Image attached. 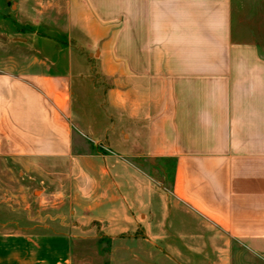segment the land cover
Returning a JSON list of instances; mask_svg holds the SVG:
<instances>
[{"label":"crops","instance_id":"obj_1","mask_svg":"<svg viewBox=\"0 0 264 264\" xmlns=\"http://www.w3.org/2000/svg\"><path fill=\"white\" fill-rule=\"evenodd\" d=\"M15 3L34 5L55 55L0 60V162L43 175L39 199L68 209L73 230L5 234L0 264H72L94 223L144 258L264 264V12L247 26L240 9L264 0ZM87 66L97 126L84 105L74 119Z\"/></svg>","mask_w":264,"mask_h":264},{"label":"rangeland","instance_id":"obj_2","mask_svg":"<svg viewBox=\"0 0 264 264\" xmlns=\"http://www.w3.org/2000/svg\"><path fill=\"white\" fill-rule=\"evenodd\" d=\"M33 6L20 5L15 3V0L8 2L0 0V60H21L22 56L32 57L37 54L46 58L54 57V37L47 31L45 24L35 21ZM240 9L245 14L243 22H249L247 26H253L252 24H257V20L253 23L251 19L247 21L246 18L251 13L257 15L264 12V4L244 3L240 5ZM27 19H30V22ZM256 40L261 43L264 36H259ZM64 56L70 58L69 53ZM88 66L82 69L86 77L81 87L84 93L82 94L83 100L78 91V81L74 80L73 87L76 92L73 107L74 119L79 116V112L81 113L83 109L82 105H84L85 112L91 114L90 122L97 126L96 122H102V115L98 111L102 100L95 91L98 85V81L95 80L98 78L97 71ZM85 119V114L80 116L82 123L86 122ZM29 166L34 167V165ZM156 180L160 190H166L168 184L160 176ZM42 182H44V176L38 172L25 170L18 163L0 162V237L5 234L31 232L35 234L72 232L69 210L60 211L58 200H54L55 198L49 201L39 199L40 192L43 188H47ZM51 185L50 191L54 190L53 184ZM184 218L189 221L193 219L186 214ZM76 235L77 237L71 244L72 264H173L167 254L163 253L166 252L165 250L155 251L153 259L144 258L141 253L144 244L137 243L130 238L127 241L124 240L125 238H120L123 236L110 238L106 236L99 223H94L88 229H79ZM3 245L0 244L1 247ZM160 246L165 247L163 244Z\"/></svg>","mask_w":264,"mask_h":264}]
</instances>
